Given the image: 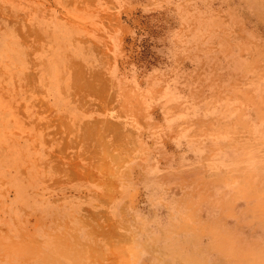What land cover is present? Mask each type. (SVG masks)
<instances>
[{
	"label": "rangeland",
	"instance_id": "1",
	"mask_svg": "<svg viewBox=\"0 0 264 264\" xmlns=\"http://www.w3.org/2000/svg\"><path fill=\"white\" fill-rule=\"evenodd\" d=\"M0 264H264V0H0Z\"/></svg>",
	"mask_w": 264,
	"mask_h": 264
}]
</instances>
